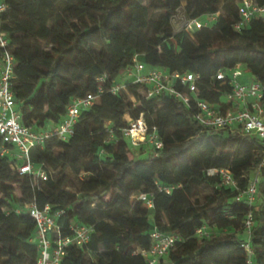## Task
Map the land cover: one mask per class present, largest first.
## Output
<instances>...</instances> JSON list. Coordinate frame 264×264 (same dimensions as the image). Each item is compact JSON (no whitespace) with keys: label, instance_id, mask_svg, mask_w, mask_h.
<instances>
[{"label":"trees","instance_id":"trees-1","mask_svg":"<svg viewBox=\"0 0 264 264\" xmlns=\"http://www.w3.org/2000/svg\"><path fill=\"white\" fill-rule=\"evenodd\" d=\"M240 2L0 0L7 6L1 28L16 62L12 91L24 126L39 131L61 124L72 101L97 94L98 79L106 76L99 103L82 111L68 142L50 139L31 150L33 163L45 165L46 182L20 176L0 157V264H18L19 257L23 264H37L40 252L31 242L36 223L24 211L15 212L33 201L40 209L49 205L52 213L62 212L54 239L71 237L75 224L93 229L90 242L69 246L61 264H147L141 252L150 250L155 230L180 237L157 264H248L241 244L249 210L236 202L238 190L219 187L220 178L208 175L211 169L229 170L241 190L260 169L251 247L252 264H264V141L238 128L213 132L195 118L196 100L222 113L237 109L225 102L231 86L217 79L220 71L240 66L247 76L243 82L264 86V20L254 18L235 30ZM220 5L223 14L212 27L174 35L172 19L181 7L187 17L201 20L220 13ZM135 58L148 69L199 75L193 107L166 94L146 98L140 85L113 95L110 87ZM127 116H143L163 148L141 146L130 159L122 134ZM110 128L115 140L107 144ZM60 168L86 177L78 194L52 177L50 169ZM202 186L212 194L201 201ZM141 195L153 208L139 200ZM203 227L210 237L196 236Z\"/></svg>","mask_w":264,"mask_h":264},{"label":"built area","instance_id":"built-area-1","mask_svg":"<svg viewBox=\"0 0 264 264\" xmlns=\"http://www.w3.org/2000/svg\"><path fill=\"white\" fill-rule=\"evenodd\" d=\"M6 10L7 6L0 4V16ZM239 12L241 20L235 25L237 31H241L254 18L264 20V5L259 6L253 0H241ZM206 27L200 19L187 17L185 11L182 17H179L177 13L172 19L174 35L194 33ZM0 48L2 49L0 56V157L9 159L12 163V169L20 176L28 177L34 182H46L49 176L45 165L33 163L31 150L43 147L46 141L50 139L68 142L74 135V127L82 111L99 103L101 94L105 91L103 84L106 82V76L98 79L100 87L97 94H89L84 98H77L72 101L61 124L38 131L24 126L21 122V111L12 91L13 82L16 79V62L10 51L8 34L1 28V19ZM216 77L231 86V92L225 96V102H232L237 105V109L222 113L209 103L196 100V120L203 127L213 132L238 128L244 134L257 136L264 141V86L254 80L243 82L247 76L240 66H236L229 72L220 71ZM198 80L199 75L197 74H169L163 70L148 69L135 58L133 65L123 73L120 82L114 83L109 91L113 95H118L122 91H126L130 84L140 85L146 98L166 94L175 97L188 108H192L193 99L197 97L198 93ZM126 119L127 126L122 130V134L129 143L130 159L134 157L130 144L135 149L141 146H150L155 152L163 148V142L160 140L156 128L150 131L143 116L138 120H133L129 116ZM107 125L110 126V123ZM108 132L110 136L106 141L107 144L115 140L114 129L110 128ZM104 153L105 150H102L101 154ZM156 154L155 156H157ZM263 166L264 158L261 167ZM208 175L220 178L219 187L238 190L239 194L236 197V202L244 203L249 210L245 220L241 247L248 255V264H252L254 255L251 247L252 230L254 228L252 207L257 202L260 169L253 178L248 180L245 190L240 189L238 181L227 169H211L208 171ZM165 190L169 192L168 189ZM0 198H2L1 194ZM139 200L145 202L148 208H153V202L148 199L147 195H141ZM4 210L6 211V209ZM21 211L29 214L36 223V232L31 242L37 245L40 252L37 264H61L69 246L83 247L91 240L93 229L80 224L71 227V237L54 239L59 229L57 218L62 215V212L52 213L49 205L40 209L36 201H33L26 204L24 210H15L17 214H20ZM196 236L198 238H208L211 236V230L208 227H203L196 231ZM151 237L152 246L150 250L141 252L146 258L147 264H157L180 241L178 235L163 233L159 230H155Z\"/></svg>","mask_w":264,"mask_h":264},{"label":"rangeland","instance_id":"rangeland-1","mask_svg":"<svg viewBox=\"0 0 264 264\" xmlns=\"http://www.w3.org/2000/svg\"><path fill=\"white\" fill-rule=\"evenodd\" d=\"M153 7H155V4L153 5ZM220 9V13L214 14V15H208L204 18L201 19V22L207 26V27H212L219 19V16L221 14H223L222 11V5L219 6ZM152 14H154V11L152 12ZM184 14V6L181 7L178 11V15L179 17H182V15ZM141 94H143V91H141ZM130 100L135 103V99L134 98H130ZM130 149L132 151V153H134V151L136 150L135 148L132 147V145L130 144ZM56 154H62L64 151L62 149H55ZM146 157H148L146 155ZM50 172L52 174V177L55 180H63L65 187L68 191L73 192L78 194L81 188V184L83 182V180L86 178L84 176H73L67 169H58V170H54V169H50ZM66 176H68V178H66ZM38 184V183H36ZM16 194L18 197L21 196V192L19 190L16 191ZM212 194V189L209 187H205L202 186L198 189L197 192V198H199L201 201L203 200L204 196L206 195H210ZM212 233H214V230H212ZM216 233V232H215ZM16 262L18 264H23L24 259L23 257H19Z\"/></svg>","mask_w":264,"mask_h":264}]
</instances>
